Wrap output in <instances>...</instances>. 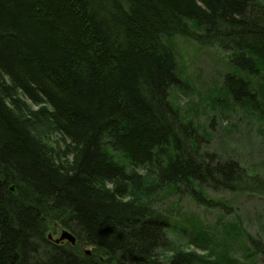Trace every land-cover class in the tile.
Instances as JSON below:
<instances>
[{"label": "trees", "instance_id": "1", "mask_svg": "<svg viewBox=\"0 0 264 264\" xmlns=\"http://www.w3.org/2000/svg\"><path fill=\"white\" fill-rule=\"evenodd\" d=\"M179 36L224 52L218 96L264 116L259 0H0V264H249L194 216L183 222L205 254L173 247L170 214L154 205L184 192L214 206L206 185L256 180L207 160L171 101L183 83ZM53 133L69 140L71 161L46 142ZM54 224L75 243L55 242ZM240 235L248 259L264 255Z\"/></svg>", "mask_w": 264, "mask_h": 264}, {"label": "rangeland", "instance_id": "2", "mask_svg": "<svg viewBox=\"0 0 264 264\" xmlns=\"http://www.w3.org/2000/svg\"><path fill=\"white\" fill-rule=\"evenodd\" d=\"M264 4V0H259ZM175 52L178 62V72L183 81L181 87L171 90V101L178 108L184 120H191L200 134L199 148L212 164L235 161L244 168L245 179L249 174L256 176L247 188L227 190L206 185L203 193L214 206L202 205L193 201L184 192L179 196L169 197L154 205L170 214L171 228L168 237L173 247H181L183 251L205 254L195 248L189 241V225L183 219L187 216L199 219L206 229H212L223 235L232 243L231 256L239 262L249 264H264V255L251 254L250 243L240 234H246L260 241L264 248V116L249 109L248 106H238L228 98L219 97L222 75L227 71L226 54L215 46L200 45L191 38L176 37ZM38 105H32L37 109ZM49 146L67 151L65 158L71 161L72 151L67 147L70 142L58 133L49 135ZM135 172L144 174L142 168ZM244 182V181H243ZM106 187L112 189L115 181L106 182ZM255 186V187H254ZM134 194L131 191L129 196ZM126 196V199H130ZM183 223V224H182ZM231 225L234 231H229ZM236 226V227H235ZM237 229V231H236ZM186 230V231H185ZM243 232H239V231ZM63 228L54 224L50 233L57 239ZM228 231V232H227ZM240 233V234H239ZM240 235V237H239ZM245 235V237H246ZM244 237V236H243ZM67 241L62 240L61 243ZM69 242V241H68ZM85 251L89 248H83ZM165 257L171 254V249L164 251Z\"/></svg>", "mask_w": 264, "mask_h": 264}, {"label": "water", "instance_id": "3", "mask_svg": "<svg viewBox=\"0 0 264 264\" xmlns=\"http://www.w3.org/2000/svg\"><path fill=\"white\" fill-rule=\"evenodd\" d=\"M64 239L69 241L71 244H74L76 241L75 236L73 234H71L70 231L65 230V229H63L60 236L57 239H55V242H59V241H62ZM89 252H90V250H86V253H89Z\"/></svg>", "mask_w": 264, "mask_h": 264}]
</instances>
